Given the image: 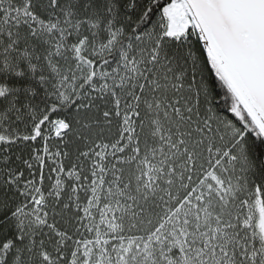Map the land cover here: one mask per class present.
<instances>
[{
	"label": "snow or ice",
	"instance_id": "obj_1",
	"mask_svg": "<svg viewBox=\"0 0 264 264\" xmlns=\"http://www.w3.org/2000/svg\"><path fill=\"white\" fill-rule=\"evenodd\" d=\"M0 264H264V0H0Z\"/></svg>",
	"mask_w": 264,
	"mask_h": 264
}]
</instances>
